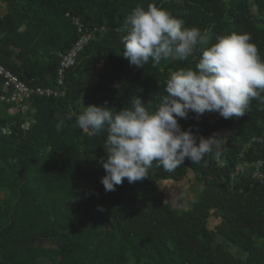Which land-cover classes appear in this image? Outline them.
<instances>
[{
    "label": "trees",
    "instance_id": "1",
    "mask_svg": "<svg viewBox=\"0 0 264 264\" xmlns=\"http://www.w3.org/2000/svg\"><path fill=\"white\" fill-rule=\"evenodd\" d=\"M149 4L187 28L207 30L210 44L220 35L248 33L264 60V0H0V63L28 85L55 83L56 55L80 34H92L65 72V94L30 98L34 122L27 130L15 125L23 118L0 109V264H264L260 100H251L242 117L210 121L207 112L199 119L190 112L178 118L182 130L191 126L198 137L219 134L222 147L173 171L153 162L146 179H125L111 192L100 182L106 173L98 162L106 158V132L89 136L73 126L75 118L65 119L89 105L119 111L132 96L154 111L171 73L195 68L199 52L143 68L123 57V21L137 5ZM95 70V80L82 79ZM3 126L11 133L3 134ZM256 159L262 181L247 174L230 179L238 162ZM188 173L199 184L195 199L187 208L169 207L158 183ZM214 214L218 222L210 228ZM45 240L51 246H43Z\"/></svg>",
    "mask_w": 264,
    "mask_h": 264
},
{
    "label": "clouds",
    "instance_id": "2",
    "mask_svg": "<svg viewBox=\"0 0 264 264\" xmlns=\"http://www.w3.org/2000/svg\"><path fill=\"white\" fill-rule=\"evenodd\" d=\"M121 37L123 57L130 66L143 68L164 60L187 61L201 53L195 68H180L166 81L165 95L154 111L139 96H132L119 111L106 106H83L74 127L89 136L106 132L103 146L106 158L101 183L106 192L115 191L126 179L129 184L147 178L153 162L166 171L184 165L186 159L201 163L222 147L219 134L197 136L191 126L182 130L178 118L194 113L199 119L206 112H218L224 119L242 117L250 101L264 103V60L248 33H231L209 43L207 30L187 28L184 21L155 4L147 9L137 5L124 19ZM83 104V103H82ZM64 121L57 125L61 130ZM264 143V138H257ZM104 211L103 207H99Z\"/></svg>",
    "mask_w": 264,
    "mask_h": 264
},
{
    "label": "built area",
    "instance_id": "3",
    "mask_svg": "<svg viewBox=\"0 0 264 264\" xmlns=\"http://www.w3.org/2000/svg\"><path fill=\"white\" fill-rule=\"evenodd\" d=\"M75 24H77L76 21ZM91 37V33L80 34L68 50L56 55L58 57V64L55 83L46 87L32 86L22 82L15 74L0 63V109L4 108L8 115H17L23 118L15 124L17 128L27 130L34 122L30 117L28 104L32 96L61 97L65 94L63 85L65 72L70 66L75 64L77 60L76 57L87 45ZM1 132L3 134H10L11 130L8 126H3L1 127ZM219 164L222 163L219 162ZM261 168L262 161L260 159L250 162L240 161L234 167L230 179L233 180L239 175L247 174L252 179L262 181L263 173L261 172Z\"/></svg>",
    "mask_w": 264,
    "mask_h": 264
},
{
    "label": "rangeland",
    "instance_id": "4",
    "mask_svg": "<svg viewBox=\"0 0 264 264\" xmlns=\"http://www.w3.org/2000/svg\"><path fill=\"white\" fill-rule=\"evenodd\" d=\"M226 1V0H225ZM2 11L0 10V13ZM97 70L92 71L89 76H86L82 79L88 80H95ZM207 118L210 121H214L215 119L221 117L219 114L213 115L210 112L206 114ZM220 132H223L220 130ZM160 188L164 193V201L165 203L171 208H187L190 206L191 202L195 199L197 195L198 182L194 179L191 173H188L186 178L180 181H160L158 183ZM4 194L0 192V201L3 199ZM218 220L216 219V214L209 218V227H213ZM43 246H51L50 241L45 240L41 242ZM232 254L235 256H242L243 253L238 249L233 247L230 248Z\"/></svg>",
    "mask_w": 264,
    "mask_h": 264
}]
</instances>
